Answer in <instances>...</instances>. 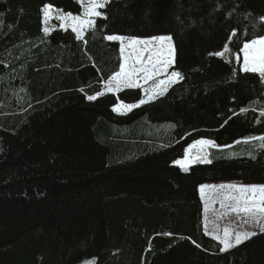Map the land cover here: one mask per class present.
Here are the masks:
<instances>
[{"label": "trees", "instance_id": "obj_1", "mask_svg": "<svg viewBox=\"0 0 264 264\" xmlns=\"http://www.w3.org/2000/svg\"><path fill=\"white\" fill-rule=\"evenodd\" d=\"M49 3L81 14L76 0H0V264H264V233L219 251L198 196L264 185V149L243 142L264 135V81L233 58L264 35V0H112L82 40L57 23L45 35ZM109 34L172 35L184 79L124 115L113 107L139 89L88 100L119 70ZM225 43L232 55L209 56ZM199 139L222 146L212 162L175 167Z\"/></svg>", "mask_w": 264, "mask_h": 264}, {"label": "snow or ice", "instance_id": "obj_2", "mask_svg": "<svg viewBox=\"0 0 264 264\" xmlns=\"http://www.w3.org/2000/svg\"><path fill=\"white\" fill-rule=\"evenodd\" d=\"M82 12L79 15L64 13L55 9L52 4H45L42 12L45 25L55 16L59 21L60 29L67 32L69 29L75 34L77 40H82L83 35L88 30H94L97 18L108 19L107 13L101 11L106 9L112 0H79ZM260 24L264 27V16L259 17ZM255 27V24L252 25ZM45 35L50 29L43 28ZM238 29L229 32L228 40L237 37ZM110 42L119 43V53L121 63L116 71L104 83L103 87L108 93L119 94L123 90H142V97L136 103H120L119 107H113L114 112L126 113L134 108L155 102L162 98L174 84L184 79L183 74L174 70L176 63V46L172 35L161 34L150 38H134L123 34H109L103 37ZM232 55L229 44L225 43L223 50L209 53V56L225 58ZM235 64L239 65V72L242 74H254L261 81H264V35H259L242 43L234 55ZM173 69L172 71H169ZM235 74V71H234ZM98 92L96 95H89L87 99L92 101L98 96L104 95ZM247 108H241L240 114H246ZM264 117V110L260 112ZM228 119H231L229 117ZM227 123V120L224 121ZM259 141L260 148L264 149V135L252 136L245 139L244 143ZM240 143V141H237ZM210 139H199L191 143L184 151V159H177L175 163L184 171L197 163H211L209 159L210 148H220ZM228 147V146H223ZM254 158V157H253ZM200 199L203 202V211H209L210 204L219 203L220 209L225 210L221 216H226L228 212L244 214L245 223H251L258 228L260 233H264V185H245L236 183L202 184L199 186ZM166 235H172L166 233ZM204 235L210 236L212 240L218 242L222 247L220 252H226L251 237L257 235L256 231H230L225 227L223 233L219 234L215 229L210 233L208 230L207 217H205ZM190 239V238H189ZM196 244L195 241H192ZM196 247H200L196 244Z\"/></svg>", "mask_w": 264, "mask_h": 264}, {"label": "rangeland", "instance_id": "obj_3", "mask_svg": "<svg viewBox=\"0 0 264 264\" xmlns=\"http://www.w3.org/2000/svg\"><path fill=\"white\" fill-rule=\"evenodd\" d=\"M76 1L78 2V5L80 7V12H82V6H81L79 0H76ZM54 23H57L58 27H59V21H57L55 19V16L53 15V18L49 20V22L46 26L51 30L54 26ZM116 43L119 45L118 42H116ZM169 71H171V69ZM139 90L142 93V90L141 89H139ZM101 92H104L105 94H111V93H108L106 91V89H104V87H103ZM142 95H143V93H142ZM119 104L120 103H117L115 107L118 108ZM114 113L117 115H124L128 112L123 113V114L118 113V112H114ZM183 159H184V157H183ZM197 164H201V163H197ZM221 183L245 184L242 181H229V182L204 183V184H209V185L216 184V185H218ZM245 185H255V184H245ZM198 196L200 199L199 187H198ZM200 202H201V206H202L201 221H202V226H203V232H204L205 217H207L208 230L210 233L215 229L216 231L219 232V234H222L223 229L225 227L229 228V230L233 231V232H235V231H241V232H243V231H256L257 233H260L258 228L254 227L251 223H245L246 217L244 216V214H236V213H232L229 211L226 216H221V213H223L225 210L220 209L218 202L215 204H210L209 211L207 213H204V211H203L204 205H203V202L201 201V199H200ZM207 237L211 238L210 236H207ZM220 246L222 247V245H220ZM80 264H92V260H86V261L81 262Z\"/></svg>", "mask_w": 264, "mask_h": 264}]
</instances>
